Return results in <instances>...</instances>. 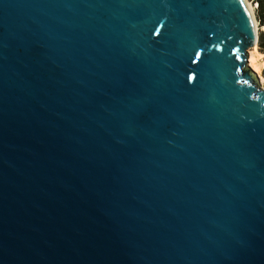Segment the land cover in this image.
I'll return each mask as SVG.
<instances>
[{"label":"water","instance_id":"95a60500","mask_svg":"<svg viewBox=\"0 0 264 264\" xmlns=\"http://www.w3.org/2000/svg\"><path fill=\"white\" fill-rule=\"evenodd\" d=\"M254 20L0 0V264H264Z\"/></svg>","mask_w":264,"mask_h":264},{"label":"rangeland","instance_id":"374dc122","mask_svg":"<svg viewBox=\"0 0 264 264\" xmlns=\"http://www.w3.org/2000/svg\"><path fill=\"white\" fill-rule=\"evenodd\" d=\"M248 1H249L250 5L252 6L253 11H254L256 29H257V33L259 35L260 32L264 31V22L263 23L258 22L257 17L255 15L256 14L255 10L257 8L256 1L255 0H248ZM251 49H252V47L248 49L247 65H249V67L251 68V66L249 64L250 63L249 57L251 55V57L253 58L251 60L252 63L256 64L259 67V71L256 74L260 80V77L264 78V52L258 49L257 44L255 45V49H256L255 51L251 50ZM250 50L252 51L251 53H249Z\"/></svg>","mask_w":264,"mask_h":264},{"label":"trees","instance_id":"16d2710c","mask_svg":"<svg viewBox=\"0 0 264 264\" xmlns=\"http://www.w3.org/2000/svg\"><path fill=\"white\" fill-rule=\"evenodd\" d=\"M257 8L255 10L258 22H264V0H255ZM258 49L264 52V31L260 32L257 41Z\"/></svg>","mask_w":264,"mask_h":264},{"label":"bare ground","instance_id":"6f19581e","mask_svg":"<svg viewBox=\"0 0 264 264\" xmlns=\"http://www.w3.org/2000/svg\"><path fill=\"white\" fill-rule=\"evenodd\" d=\"M246 2H247V4L249 5V7H250L251 9H253L252 6L250 5L249 1L246 0ZM254 25H255V28H256L255 20H254ZM251 50H254V51H255V50H256V49H255V46H253ZM251 50L249 51V53L252 52ZM252 59H253V58H252L251 55H250V57H249V62H250V63H249V64H250L252 70H253L255 73H258V71H259V67H258L256 64L252 63V61H251ZM259 81H260L261 83L264 82V78H263V77H260V80H259Z\"/></svg>","mask_w":264,"mask_h":264}]
</instances>
